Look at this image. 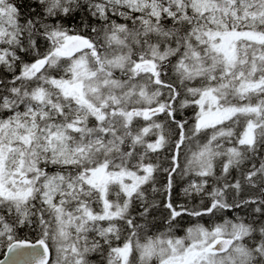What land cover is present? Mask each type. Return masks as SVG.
I'll return each mask as SVG.
<instances>
[{
    "label": "snow or ice",
    "instance_id": "obj_1",
    "mask_svg": "<svg viewBox=\"0 0 264 264\" xmlns=\"http://www.w3.org/2000/svg\"><path fill=\"white\" fill-rule=\"evenodd\" d=\"M0 249L264 264V0H0Z\"/></svg>",
    "mask_w": 264,
    "mask_h": 264
},
{
    "label": "trees",
    "instance_id": "obj_2",
    "mask_svg": "<svg viewBox=\"0 0 264 264\" xmlns=\"http://www.w3.org/2000/svg\"><path fill=\"white\" fill-rule=\"evenodd\" d=\"M191 109H189L188 111H187V113H186V115H191ZM182 184H183V182H180V184H178V186H177V189H176V191L174 192V199L177 201V202H180V203H183L184 202V198H183V196H182V194L180 193V188L182 187ZM180 187V188H179ZM178 192V193H177ZM183 200V201H182ZM186 219H185V222H187L190 218H188V217H185ZM205 220H207V218H205ZM2 254H3V250L1 249L0 250V256H2Z\"/></svg>",
    "mask_w": 264,
    "mask_h": 264
},
{
    "label": "water",
    "instance_id": "obj_3",
    "mask_svg": "<svg viewBox=\"0 0 264 264\" xmlns=\"http://www.w3.org/2000/svg\"><path fill=\"white\" fill-rule=\"evenodd\" d=\"M7 255V252H5V254H4V256H3V258H1L0 260H2V259H4V257Z\"/></svg>",
    "mask_w": 264,
    "mask_h": 264
},
{
    "label": "bare ground",
    "instance_id": "obj_4",
    "mask_svg": "<svg viewBox=\"0 0 264 264\" xmlns=\"http://www.w3.org/2000/svg\"><path fill=\"white\" fill-rule=\"evenodd\" d=\"M191 112V111H190ZM180 188V187H179ZM178 193V192H177ZM181 193V192H180ZM183 201V200H182ZM186 219V218H185Z\"/></svg>",
    "mask_w": 264,
    "mask_h": 264
},
{
    "label": "flooded vegetation",
    "instance_id": "obj_5",
    "mask_svg": "<svg viewBox=\"0 0 264 264\" xmlns=\"http://www.w3.org/2000/svg\"><path fill=\"white\" fill-rule=\"evenodd\" d=\"M4 251V249H2Z\"/></svg>",
    "mask_w": 264,
    "mask_h": 264
}]
</instances>
